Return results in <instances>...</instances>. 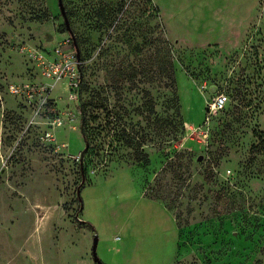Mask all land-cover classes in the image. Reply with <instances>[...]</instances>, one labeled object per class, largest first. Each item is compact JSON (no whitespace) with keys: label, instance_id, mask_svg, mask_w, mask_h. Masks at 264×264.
I'll return each instance as SVG.
<instances>
[{"label":"rangeland","instance_id":"obj_1","mask_svg":"<svg viewBox=\"0 0 264 264\" xmlns=\"http://www.w3.org/2000/svg\"><path fill=\"white\" fill-rule=\"evenodd\" d=\"M62 3L71 123L0 84V264H264V0ZM60 43L58 0H0V83L46 81Z\"/></svg>","mask_w":264,"mask_h":264},{"label":"built area","instance_id":"obj_2","mask_svg":"<svg viewBox=\"0 0 264 264\" xmlns=\"http://www.w3.org/2000/svg\"><path fill=\"white\" fill-rule=\"evenodd\" d=\"M38 67L42 77L46 81H23L8 82L6 92L14 97L20 98L32 113H49L50 125L52 127L60 126L72 121V111L66 114H59L54 111L53 101L50 96L54 84L60 80H65L68 88V99L77 100L79 87L78 66L80 61L75 49L66 43H60L53 48L52 56L47 57L43 53L36 56ZM227 102L225 93H217L206 105V112L214 114L222 109ZM43 137L56 145V139L51 130L43 132ZM58 146V145H57ZM60 146V145H59Z\"/></svg>","mask_w":264,"mask_h":264},{"label":"trees","instance_id":"obj_3","mask_svg":"<svg viewBox=\"0 0 264 264\" xmlns=\"http://www.w3.org/2000/svg\"><path fill=\"white\" fill-rule=\"evenodd\" d=\"M61 1H62V0H61ZM62 5H63V3H62ZM63 8H64V6H63ZM64 12H65V9H64ZM65 16H66V13H65ZM66 18H67V16H66ZM67 21H68V18H67ZM68 25H69V21H68ZM65 26H66V24H65ZM66 28H67V26H66ZM69 29L71 30L70 25H69ZM67 30H68V28H67ZM71 32H72V30H71ZM71 38H72V42H73L72 47L75 49L76 54H78V59H79V61H80L79 47H78V44H77V42H76V40H75V37H74L73 32H72V36H71ZM80 67H81V64H79V66H78V72H79ZM79 80H80V74H79ZM1 81H2V83H0V84L4 87L5 93H7V92H6V83L4 82V78L1 79ZM79 92H80V84H79V87H78V96H79ZM226 95H227V94H226ZM78 96H77V97H78ZM229 100H230V99H229V96L227 95V102L225 103L224 107H223L222 109H220L219 111H221V110H223V109H225V108L227 107V105H228V103H229ZM76 101H77V100H76ZM20 102H21V104H22L24 107H27V106H26L21 100H20ZM217 112H218V111H217ZM83 138L85 139V141H88L87 136L85 135L84 132H83Z\"/></svg>","mask_w":264,"mask_h":264},{"label":"water","instance_id":"obj_4","mask_svg":"<svg viewBox=\"0 0 264 264\" xmlns=\"http://www.w3.org/2000/svg\"><path fill=\"white\" fill-rule=\"evenodd\" d=\"M58 5H59V8H60V12H61V14L63 16L64 22H65V24H66V26L68 28L69 33H70V36H72V32L69 29L68 21H67V18L65 16V12H64V8H63L62 1L61 0H58ZM77 57H78V54H77ZM96 243H97V238H96V236H94V238H93V245H92V254H93V258L95 260L99 261L97 255H96V250H95L96 249Z\"/></svg>","mask_w":264,"mask_h":264}]
</instances>
